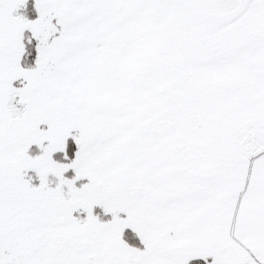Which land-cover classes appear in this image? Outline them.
Wrapping results in <instances>:
<instances>
[{
    "label": "snow or ice",
    "instance_id": "1",
    "mask_svg": "<svg viewBox=\"0 0 264 264\" xmlns=\"http://www.w3.org/2000/svg\"><path fill=\"white\" fill-rule=\"evenodd\" d=\"M0 264H264V0H0Z\"/></svg>",
    "mask_w": 264,
    "mask_h": 264
}]
</instances>
